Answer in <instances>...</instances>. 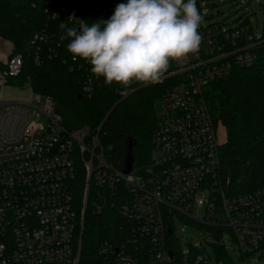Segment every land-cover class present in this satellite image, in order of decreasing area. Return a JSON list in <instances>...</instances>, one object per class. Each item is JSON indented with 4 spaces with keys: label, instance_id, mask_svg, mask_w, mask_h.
Returning <instances> with one entry per match:
<instances>
[{
    "label": "built area",
    "instance_id": "2783aa9c",
    "mask_svg": "<svg viewBox=\"0 0 264 264\" xmlns=\"http://www.w3.org/2000/svg\"><path fill=\"white\" fill-rule=\"evenodd\" d=\"M72 4L51 0L48 19H80ZM207 6L206 0H197L203 16ZM211 17H204L199 29V54L173 62L179 81L158 100L149 163L133 165L128 174L109 160L111 147L100 144V126L66 129L53 101L33 92L29 102L0 100V264H78L91 185L93 211L100 212L110 200L129 223L125 242L100 249L102 254L111 251L114 264H183L185 253V264H191L207 246L214 250L215 264H222L220 251L229 255L225 233L235 256L229 255L231 264L262 260L264 188L241 192L224 178L217 127L204 97L214 81L254 64L262 36L253 24L258 27L259 21L252 24L246 14L230 24L210 22ZM45 39L44 32L35 33L30 45ZM12 50L0 63V90L22 72L23 56ZM77 59L71 71L81 67ZM82 92L87 97L94 92L89 73ZM188 228L205 233L209 241L190 236ZM178 229L186 235L187 251L180 247Z\"/></svg>",
    "mask_w": 264,
    "mask_h": 264
},
{
    "label": "trees",
    "instance_id": "16d2710c",
    "mask_svg": "<svg viewBox=\"0 0 264 264\" xmlns=\"http://www.w3.org/2000/svg\"><path fill=\"white\" fill-rule=\"evenodd\" d=\"M70 1L79 12L80 20L89 24L109 19L116 5L122 3V0ZM49 2L51 0H0V37L12 43V55L23 56L21 74L9 79L8 83L20 87L28 82L33 93L50 98L66 129L87 126L94 131L122 97L118 92L119 85L108 86L102 77L96 79L90 71L91 66L79 58L81 67L70 70L73 65L72 55L67 51L70 39H62L64 33L59 28V24L67 20L48 19L45 10ZM38 32H44L46 39L37 46V64L34 61L37 47H31L30 41ZM254 53L256 60L252 66L234 68L229 76L208 85L204 93L210 117L223 134L219 141L222 174L239 191L248 193L264 188V27ZM175 70L173 63L165 77ZM88 73L92 75L94 85L90 97L82 92V82ZM178 81L179 77L173 76L154 85L144 83L145 87L113 109L101 128L99 142L111 147L108 156L115 166L121 167L125 136L136 142L132 151L134 167L149 163L157 102L165 90ZM140 85L143 84H133L129 91ZM79 95L82 99H78ZM90 192L94 193L92 186ZM90 201L81 231L78 264H114L111 251L102 254L100 249L125 242L129 223L110 200L100 212L93 211ZM218 259L222 264H231L225 252L220 251Z\"/></svg>",
    "mask_w": 264,
    "mask_h": 264
},
{
    "label": "clouds",
    "instance_id": "9594fccd",
    "mask_svg": "<svg viewBox=\"0 0 264 264\" xmlns=\"http://www.w3.org/2000/svg\"><path fill=\"white\" fill-rule=\"evenodd\" d=\"M203 19L197 0H126L107 20L69 16L59 28L72 59L86 61L96 79L118 84L124 96L135 83L162 82L173 62L198 55Z\"/></svg>",
    "mask_w": 264,
    "mask_h": 264
},
{
    "label": "rangeland",
    "instance_id": "374dc122",
    "mask_svg": "<svg viewBox=\"0 0 264 264\" xmlns=\"http://www.w3.org/2000/svg\"><path fill=\"white\" fill-rule=\"evenodd\" d=\"M239 2H242L243 5L245 4L243 6L245 7V9H239L240 7ZM246 2H247L246 0H206V4L208 6L204 7V9H206L207 16H203V17L209 18L212 15V17L210 18V22L230 24L231 22L236 21L239 16L246 14L249 17V19H251L252 24L256 19L259 21L258 27H256L255 24L253 25H254V32L257 34L258 37H261L263 34V27H264L263 26L264 25V0H250V4L248 3V5L246 4ZM233 26L235 27L237 25H233ZM12 49H13L12 43L3 37H0V63L4 64L6 62L7 56L11 53ZM173 76H174V73H170L166 77H164V79L171 78ZM2 77H3L2 71L0 70V85L2 83ZM143 87H145V84L140 85V87L138 88H133L130 91H128L127 95L122 96L118 100V102L115 103V105H113L112 109L109 111L110 114L112 113L113 109L118 105V103H120L124 99L131 96L135 91L141 90ZM31 96H32V91H31L30 86L19 87L16 85H5L0 90V100L2 102H29L31 100ZM158 104H159V101L157 102L156 106H158ZM108 113L107 115L109 117L110 114ZM107 115H105V117ZM214 125L215 127H217L215 123ZM217 135H218V140L220 141L223 136L221 128H217ZM135 152L138 154L139 153L138 149L135 150ZM91 186H89V192H88L89 197H92V195L95 194V191L94 193L90 192ZM77 200H79L81 203L83 201L82 195H78ZM87 204H88V201L85 206V211L87 209ZM82 205L80 206V208H82ZM85 222H86V217L84 214L80 231H82L83 226L85 225ZM187 232L190 236L196 238L197 240H198V237H201L206 242L209 241L205 233H203V236H201L200 234H198L191 228H188ZM177 234L180 240L181 249L183 251H187L189 249V245L187 241L185 240L186 235L182 234L180 232V229L177 230ZM80 237H81V234H80ZM223 238L225 240V246L227 248V253L230 256H232L233 259H235V256L230 249L231 243L230 241H228V235L225 233L223 235ZM80 248H81V240H80ZM256 256L260 257L261 252H259ZM187 260H188V255H186L185 253L184 257L182 258V263L185 264ZM201 261H205L207 264H215L214 250L212 247L207 246L203 251H201V253L198 256V259L192 261L191 264H200ZM257 264H264V255L262 256V260L258 262Z\"/></svg>",
    "mask_w": 264,
    "mask_h": 264
},
{
    "label": "water",
    "instance_id": "95a60500",
    "mask_svg": "<svg viewBox=\"0 0 264 264\" xmlns=\"http://www.w3.org/2000/svg\"><path fill=\"white\" fill-rule=\"evenodd\" d=\"M78 99H82V95L78 96ZM110 114V112L108 113ZM108 115L104 118L103 122L100 125V128L104 125ZM136 145V142L131 138L125 136L124 137V147H123V161H122V173L128 174L133 166L134 158H133V147ZM170 234V230H169Z\"/></svg>",
    "mask_w": 264,
    "mask_h": 264
}]
</instances>
